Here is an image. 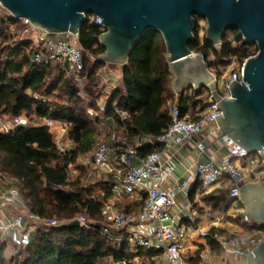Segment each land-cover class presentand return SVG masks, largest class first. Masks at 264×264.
<instances>
[{
  "label": "trees",
  "instance_id": "16d2710c",
  "mask_svg": "<svg viewBox=\"0 0 264 264\" xmlns=\"http://www.w3.org/2000/svg\"><path fill=\"white\" fill-rule=\"evenodd\" d=\"M10 27L22 28L20 21L13 17L0 25V117L14 121L25 116L29 120L27 125L18 126L9 134L0 132V176L8 183L7 187L18 194L29 216L38 223L36 229H32L29 246L22 248L24 259L9 260L6 246L2 245L0 264H136V260L149 264L160 252L143 248L134 251L129 243H117L100 233L106 223L105 203L94 196L95 188L83 187L87 170L79 165V161L91 153L101 136L100 118H91L80 107L81 92L69 68L36 65L32 40L13 42ZM198 29L199 24L190 48L204 56L218 78L234 61L243 63L258 51L256 46L246 44L238 32H227L221 45L215 46L206 38L202 39ZM102 34L101 27L88 19L80 30L83 50L97 59L89 71V79L106 65L100 60L106 51L100 43ZM50 75L58 78L47 95L64 93L69 104H53L45 99L43 92H46ZM172 79L164 39L159 32L151 31L140 40L123 66V88L114 91L108 110L103 114L112 116V106L128 112L130 117L126 121L114 119L127 128L131 138L162 135L172 123L169 107L176 101ZM203 93L192 91L188 95V91L180 95L178 103L183 115L208 108V97L200 98ZM91 109L95 110L96 104H90L88 110ZM51 121L69 127L67 139L73 143L72 149L60 151L55 135L46 125ZM152 150L145 147L139 149V153L144 156ZM70 169L81 171V175L70 179ZM101 184H105L104 190L109 197L110 183ZM220 200L216 201V207ZM81 217L87 219L89 229L82 225L65 227ZM50 221L60 225L49 227L45 223ZM235 221L246 230L264 231L262 226L251 224L245 216ZM207 239L211 240L210 237Z\"/></svg>",
  "mask_w": 264,
  "mask_h": 264
},
{
  "label": "built area",
  "instance_id": "2783aa9c",
  "mask_svg": "<svg viewBox=\"0 0 264 264\" xmlns=\"http://www.w3.org/2000/svg\"><path fill=\"white\" fill-rule=\"evenodd\" d=\"M5 12L11 14L0 4V25L7 20ZM7 16V15H6ZM86 18L101 27L103 33L105 27L101 18L88 15ZM20 25L27 33L31 34V40L35 46L33 61L42 67L69 68L77 82H83L88 78L86 66V53L81 46L80 32L51 33L33 26L28 20L21 19ZM14 30V27H10ZM258 54V51L251 57ZM248 58V59H249ZM246 59L243 63L232 70L228 80L225 77L217 78L219 83V94L222 98L230 97V85L233 81L242 83ZM235 62V61H234ZM99 80L100 74L96 75ZM222 86V89L220 88ZM193 90H191L192 92ZM188 95H191L189 93ZM208 108L199 116L200 120H194L191 111L185 115L178 101L173 102L169 107V114L172 120L171 125L158 137L151 135H139L131 138L128 130L123 125L119 132L110 135L109 142H99L94 148L92 167L88 173L87 180H92L104 175L118 176L122 180V188L129 195H137L144 201L142 210L138 213L126 210L113 211L108 207L104 209L106 223L100 233L117 243H129L133 250L143 248L148 251H158L160 255L153 258L161 260L163 264H202L192 263L186 256V236L193 231L190 226H174L172 209L175 206L178 194L189 188L190 182L201 184L200 192L203 196L213 192L215 187L227 190L228 198L233 203L242 204L241 189L249 184H264V150L249 154L242 149L229 136L225 135L218 126L217 116L221 115L218 109V102L212 100L208 95ZM106 112L104 108H101ZM112 116L107 120H115L118 117L122 122L130 115L116 106L111 107ZM94 116V111H89ZM55 121L48 123L52 127ZM207 124L213 125L212 132L220 137L228 153L219 161L208 159L198 162L194 170L188 173L185 182L172 189L165 187L168 179L173 173V167L169 162L163 160V154L172 149L193 141L200 137ZM24 125L21 117L14 121H6L0 117V132L11 133L16 127ZM59 135L56 137L57 144H61L67 128H56ZM162 147L158 150L157 147ZM151 147L152 152L141 155L139 149ZM200 152L206 151L205 144L201 141L197 144ZM62 153L66 152L59 146ZM76 171L69 170V178L74 179ZM0 180H2L0 176ZM20 202L21 199L15 191H12L10 198L0 194V238L15 247L26 248L30 244V237L33 230L27 226L25 217L22 214H6L7 200ZM22 202V201H21ZM23 203V202H22ZM191 223L196 222V217H188ZM77 221L89 229L86 218L81 217ZM49 227L59 226V222H46ZM152 227V235H146L144 229ZM117 234L113 236V234ZM201 237L207 239L210 233L204 231ZM216 241L227 254H234L244 259L239 264H246V258L264 240V231L241 232L229 237L214 235Z\"/></svg>",
  "mask_w": 264,
  "mask_h": 264
},
{
  "label": "water",
  "instance_id": "95a60500",
  "mask_svg": "<svg viewBox=\"0 0 264 264\" xmlns=\"http://www.w3.org/2000/svg\"><path fill=\"white\" fill-rule=\"evenodd\" d=\"M16 20L51 33H78L88 15L103 21L101 61L125 66L149 32H159L165 42L174 90H207L218 102V126L238 146L254 154L264 150V0H0ZM198 20L206 22L205 38L220 46L227 32H238L244 42L258 48L244 67L242 83L233 81L230 97L222 98L219 83L202 54L190 45ZM249 220L264 228V184L241 189ZM75 221L65 227H80ZM124 264V263H119ZM246 264H264V240L246 258Z\"/></svg>",
  "mask_w": 264,
  "mask_h": 264
},
{
  "label": "crops",
  "instance_id": "0c3cea01",
  "mask_svg": "<svg viewBox=\"0 0 264 264\" xmlns=\"http://www.w3.org/2000/svg\"><path fill=\"white\" fill-rule=\"evenodd\" d=\"M118 67V68H115ZM115 68V69H114ZM122 71L123 66L106 64L98 72L100 74L99 80L95 76L93 81L98 84L113 85L114 83H120V88L122 89ZM89 78V77H88ZM174 82V77H173ZM176 94V100L179 101L180 95L174 90ZM188 92V91H187ZM186 93V92H185ZM189 93L192 94L191 91ZM209 95L208 91H204L201 99L207 98ZM110 101V100H109ZM109 101L106 106L103 107L99 103V109H108ZM92 110V109H91ZM206 110V109H205ZM204 110V111H205ZM94 111V110H92ZM204 111L197 110L192 114L193 119L200 120L199 116ZM95 112V111H94ZM105 113V112H104ZM109 116L103 114V119L99 124L101 130H107V137L104 142H109L110 135L114 132L120 131V126L118 123L111 119L107 120ZM22 118V117H21ZM23 120V119H22ZM12 122V121H10ZM24 125H27L25 121ZM49 123V122H48ZM48 123L46 125L48 126ZM67 128V136L69 127L60 122L54 123L50 127L51 132L57 137L59 132L56 128ZM213 125L207 124L205 130L200 137L195 138L193 141L186 143L185 145L179 147H173L169 151L163 154V160L169 162L173 167V173L168 179L165 187L167 189H172L175 186L185 182L188 178V173L194 170L198 162H203L208 159H213L219 161L224 155L228 153V149L223 145L218 135L212 132ZM203 142L206 146V151L200 152L197 148L199 142ZM162 150V147L159 149ZM92 163L87 168V175L84 179V188H95L94 196L105 203V207L110 208L113 211L126 210L129 212L138 213L142 210L144 206V201L140 199L137 195H129L124 192L122 188V180L118 176L107 175L102 177H97L92 180H87L88 173L92 167ZM110 183L108 186V191L110 196H106V190H104L105 184ZM8 183L0 180V194L7 195L10 198L12 189H9ZM201 184L199 182H190L189 188L178 194L176 198L175 206L172 209V216L174 217V226H192L193 231L186 236V256L192 263H202V264H239L244 259L238 255L227 254L224 249L213 240L214 235L229 237L233 234L241 232H250L249 230H241L239 224L235 221L236 216H245L247 221L252 223L248 217L245 215V210L240 205L233 203L228 198L227 190L221 189L220 187H215L213 192L209 195L203 196L200 192ZM98 191V194L96 193ZM221 199V200H220ZM220 200L218 207L215 206L216 201ZM231 202V203H230ZM7 207L4 208V213L6 214H27L28 219L33 221L32 229H36L35 224L38 220L31 218L29 212L20 202H13L10 199L7 200ZM194 215L196 217V222L191 223L188 217ZM28 219L25 217L26 224L28 225ZM207 231L210 233V239H205L201 237V233ZM253 232V231H251ZM146 235H152V227H147L144 229ZM117 234H113L116 236ZM214 241V243H213ZM136 264H141L139 260L135 261ZM149 264H163L162 261L155 260L150 261Z\"/></svg>",
  "mask_w": 264,
  "mask_h": 264
},
{
  "label": "rangeland",
  "instance_id": "374dc122",
  "mask_svg": "<svg viewBox=\"0 0 264 264\" xmlns=\"http://www.w3.org/2000/svg\"><path fill=\"white\" fill-rule=\"evenodd\" d=\"M8 15L9 14L7 12H5V17L8 18ZM198 24H199L198 30H199L201 38L203 39V38H205L206 22L203 20H198ZM9 31L13 35V39H14L13 42H21L23 40L31 39V34L27 33L24 28H17V29H14L13 31L12 30H9ZM86 60H87V75H89V71L93 67V65L97 59L94 58L91 54H86ZM239 63L240 62L235 61L230 65V67H228L227 69L224 70L223 76L225 77V80H228L230 73L232 72L233 69H235L239 65ZM118 67L115 66V68H118ZM210 70L216 76L215 72L212 69H210ZM220 70L222 71V69H220ZM57 78H58L57 75H50L47 78V82H46V86H45L46 92H43V95H45L44 97L46 100L50 101L53 104H58V103H60L62 105L69 104V100L64 95V93L57 92L55 96L47 95L48 90L50 92V90L52 89L51 87L56 83ZM74 80H75V78H74ZM75 82H76V84L79 87L80 92H81L82 100L79 103L80 107L85 109V111H87L88 115L91 118L94 119L95 117H99L100 122H101L103 119V113L104 112L102 110H99V104L101 106L105 107L107 102L110 100V97L114 93V91L121 89L120 83H114L113 85L110 84V85H104L103 86L102 84H98L97 82L93 81V79H89V78H87L83 82H77L76 80H75ZM172 83H173V81H172ZM220 88L222 89V86ZM204 91H207V90H204ZM40 95H42V93ZM38 97L42 98V96H38ZM92 103L96 104V109L94 110L95 111L94 116H91L90 113L88 112L89 111L88 110L89 105ZM97 108L99 111H97ZM22 119H23V121L28 123V120H29L28 118L23 116ZM99 130H100L101 136L98 139V141L96 142V144L99 142H104L106 140V137H107V130H101V128H99ZM96 144H95V146H96ZM58 146H60L65 151H69L70 149H72L74 147L73 143L68 141L67 136H65L62 139L61 144H59ZM95 146H94V148H95ZM94 148L90 154H88L85 157H82L79 161V165L85 167L86 170H87L88 166L91 164V162L93 161ZM80 175H81V171L76 170L75 178L80 176ZM96 193L98 194V191H96ZM243 208L245 210V215L247 216V211H246L244 206H243ZM23 216L28 219L27 214L24 213ZM236 218H238V216H236ZM27 223H28V225H27L28 227H32V225H33L32 220L28 219ZM108 223L109 222H107L106 224H108ZM239 228L241 230H246V229L242 228L241 225H239ZM30 229L32 230V228H30ZM2 245L6 246V255H7V258L9 260H11V259L16 260L17 259V260L22 261L24 259V255H22V252L24 251V249L19 248V247H15L14 245H12L10 243L5 242V240H0V247Z\"/></svg>",
  "mask_w": 264,
  "mask_h": 264
}]
</instances>
